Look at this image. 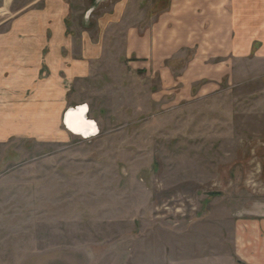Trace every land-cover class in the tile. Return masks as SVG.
Listing matches in <instances>:
<instances>
[{"label":"rangeland","instance_id":"374dc122","mask_svg":"<svg viewBox=\"0 0 264 264\" xmlns=\"http://www.w3.org/2000/svg\"><path fill=\"white\" fill-rule=\"evenodd\" d=\"M38 1L0 0V38ZM73 1V21L95 31L101 9L85 17L97 1ZM116 38L68 88L76 100L60 121L50 110L27 119L24 109L0 108V264L213 262L223 217L260 181L263 59L216 62V79L186 77L188 57L139 64ZM10 64L0 57V104L5 82L25 78L15 63L8 78ZM79 108L96 129L90 136L67 123Z\"/></svg>","mask_w":264,"mask_h":264},{"label":"crops","instance_id":"0c3cea01","mask_svg":"<svg viewBox=\"0 0 264 264\" xmlns=\"http://www.w3.org/2000/svg\"><path fill=\"white\" fill-rule=\"evenodd\" d=\"M40 1L41 6L11 20L9 37L0 38V46L10 48L5 56L0 54L11 63L8 78L18 73L13 63L25 77L19 86L14 85L16 80H9L8 86L5 82L8 105L1 103L0 108L24 109L27 119L35 111L38 115L50 110L60 121L62 109L76 100L68 88L92 73L104 49L114 47V36L122 39L139 64L188 57L186 77L216 79L221 72L216 62L251 54L264 60V0H132L130 12L125 9L127 0H96L85 17L88 20L92 11L101 9L95 31L91 23L80 28L73 21L79 9L73 0ZM163 76L172 77V70L165 68ZM18 87L22 96L10 98ZM258 158L260 181L244 187L247 198L223 217L228 228L216 230V261L199 264H264V155Z\"/></svg>","mask_w":264,"mask_h":264},{"label":"bare ground","instance_id":"6f19581e","mask_svg":"<svg viewBox=\"0 0 264 264\" xmlns=\"http://www.w3.org/2000/svg\"><path fill=\"white\" fill-rule=\"evenodd\" d=\"M83 111L79 108L77 110H70L67 113V123L69 127L75 131L76 134L83 135L84 137L90 136L95 132V127L92 121L86 120L82 115Z\"/></svg>","mask_w":264,"mask_h":264}]
</instances>
